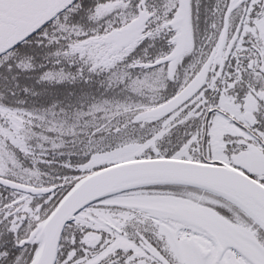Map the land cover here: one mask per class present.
<instances>
[{"label": "snow or ice", "instance_id": "snow-or-ice-1", "mask_svg": "<svg viewBox=\"0 0 264 264\" xmlns=\"http://www.w3.org/2000/svg\"><path fill=\"white\" fill-rule=\"evenodd\" d=\"M0 264H264V0H0Z\"/></svg>", "mask_w": 264, "mask_h": 264}]
</instances>
